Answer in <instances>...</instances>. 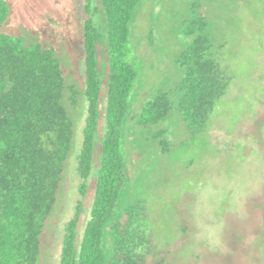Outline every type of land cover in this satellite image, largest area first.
<instances>
[{
    "label": "rangeland",
    "instance_id": "1",
    "mask_svg": "<svg viewBox=\"0 0 264 264\" xmlns=\"http://www.w3.org/2000/svg\"><path fill=\"white\" fill-rule=\"evenodd\" d=\"M2 33L55 50L66 85L63 104L74 123L73 150L58 202L42 238L41 264H60L67 223L94 196L79 193L78 156L88 104L84 97V0H6ZM100 8V0H93ZM102 17V12L99 13ZM204 18L229 88L208 123L189 132L176 109L161 124L141 125L147 102L184 78L178 59L189 24ZM139 79L124 128L123 207L132 206L165 264H264V0H143L131 24ZM145 215L142 217V213ZM159 256L150 254L149 264Z\"/></svg>",
    "mask_w": 264,
    "mask_h": 264
},
{
    "label": "trees",
    "instance_id": "2",
    "mask_svg": "<svg viewBox=\"0 0 264 264\" xmlns=\"http://www.w3.org/2000/svg\"><path fill=\"white\" fill-rule=\"evenodd\" d=\"M143 0H84L82 51L84 97L88 104L78 156L79 193L94 196L82 228L83 204L65 227L60 264H149L152 239L140 214L123 207L126 156L124 128L139 79L133 63L131 24ZM102 17L99 18V13ZM0 0V264H41L42 238L58 202L74 123L63 104L70 91L55 50L2 33L10 18ZM204 18L186 29L191 39L178 59L184 78L170 94L147 102L141 125L167 122L177 109L189 132H202L229 78L213 53ZM142 213V217L145 215ZM157 264H165L162 257Z\"/></svg>",
    "mask_w": 264,
    "mask_h": 264
}]
</instances>
